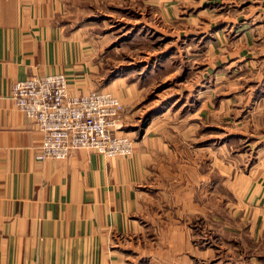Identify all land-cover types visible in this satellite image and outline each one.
I'll return each instance as SVG.
<instances>
[{
  "label": "crops",
  "instance_id": "0c3cea01",
  "mask_svg": "<svg viewBox=\"0 0 264 264\" xmlns=\"http://www.w3.org/2000/svg\"><path fill=\"white\" fill-rule=\"evenodd\" d=\"M62 5L0 0V264H205L211 249L193 240L190 183L162 182L178 153L162 150L158 115L145 122L130 94L111 92L123 103L120 128L134 138L130 156L77 149L62 160L36 158L42 134L10 99L12 83L63 73L72 94L100 85L90 49L81 48L80 25L63 20ZM195 8L222 15L208 25L223 67L233 76L241 63L262 75L245 89L252 108L264 95V0H200ZM197 153L205 158L206 151ZM238 218L250 240L264 239V214ZM239 250L252 264L254 248Z\"/></svg>",
  "mask_w": 264,
  "mask_h": 264
},
{
  "label": "rangeland",
  "instance_id": "374dc122",
  "mask_svg": "<svg viewBox=\"0 0 264 264\" xmlns=\"http://www.w3.org/2000/svg\"><path fill=\"white\" fill-rule=\"evenodd\" d=\"M62 3L63 20L80 25L81 48L91 51L88 59L100 83L93 90L109 85L104 90L130 94L145 122L158 115L153 124L161 130L162 150L178 153L162 182L177 188L185 177L190 183L193 240L211 249L204 263L246 264L239 249L254 248L249 262L264 264V239L250 240L238 218L264 214V95L247 108L253 101L245 93L262 75L241 63L233 76L230 66L223 67L208 25L222 15L197 13L200 0ZM188 160L192 164L183 165Z\"/></svg>",
  "mask_w": 264,
  "mask_h": 264
},
{
  "label": "built area",
  "instance_id": "2783aa9c",
  "mask_svg": "<svg viewBox=\"0 0 264 264\" xmlns=\"http://www.w3.org/2000/svg\"><path fill=\"white\" fill-rule=\"evenodd\" d=\"M10 99L42 134L39 160H62L77 149L105 157L130 156L133 140L121 132L122 101L97 89L72 94L63 73L32 74L11 85Z\"/></svg>",
  "mask_w": 264,
  "mask_h": 264
},
{
  "label": "bare ground",
  "instance_id": "6f19581e",
  "mask_svg": "<svg viewBox=\"0 0 264 264\" xmlns=\"http://www.w3.org/2000/svg\"><path fill=\"white\" fill-rule=\"evenodd\" d=\"M121 157H124V156H121Z\"/></svg>",
  "mask_w": 264,
  "mask_h": 264
}]
</instances>
